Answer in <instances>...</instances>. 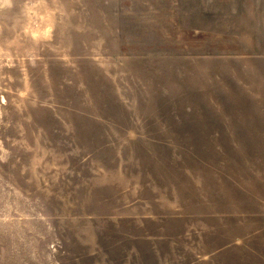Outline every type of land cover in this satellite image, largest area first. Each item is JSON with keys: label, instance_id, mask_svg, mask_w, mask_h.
<instances>
[{"label": "rangeland", "instance_id": "obj_1", "mask_svg": "<svg viewBox=\"0 0 264 264\" xmlns=\"http://www.w3.org/2000/svg\"><path fill=\"white\" fill-rule=\"evenodd\" d=\"M0 264H264V0H0Z\"/></svg>", "mask_w": 264, "mask_h": 264}]
</instances>
